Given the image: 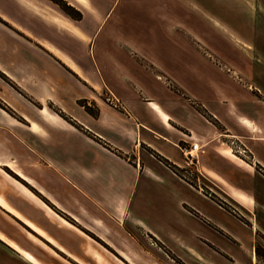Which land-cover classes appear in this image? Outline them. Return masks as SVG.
<instances>
[{
	"label": "crops",
	"instance_id": "crops-1",
	"mask_svg": "<svg viewBox=\"0 0 264 264\" xmlns=\"http://www.w3.org/2000/svg\"><path fill=\"white\" fill-rule=\"evenodd\" d=\"M64 1L79 20L51 0H0V143L17 150L0 164V254L21 264H258L264 92L230 81L196 92L180 78L173 86L159 60L98 58L115 6L139 0ZM179 4L199 15L194 0ZM192 143L198 182L181 151Z\"/></svg>",
	"mask_w": 264,
	"mask_h": 264
},
{
	"label": "rangeland",
	"instance_id": "rangeland-1",
	"mask_svg": "<svg viewBox=\"0 0 264 264\" xmlns=\"http://www.w3.org/2000/svg\"><path fill=\"white\" fill-rule=\"evenodd\" d=\"M195 5L199 6L195 13L200 16H193L189 11L188 14L179 0L121 2L112 11L111 21L99 31L100 37L93 46L95 53L99 58L102 50L108 53L121 51L134 60L141 57L159 60L164 64L169 79L180 78L185 89L196 92H205L213 86L224 88L230 81L237 87H257L263 93L264 0H194L193 6L189 7L193 9ZM185 13L186 16L183 15ZM117 19L121 20L120 24L114 26ZM176 80H170L173 86H176ZM83 104L87 105V102ZM15 145L1 141L0 164L17 152ZM174 153L181 157L178 150ZM235 154L250 161L247 153ZM3 169L19 180L11 170ZM187 169L186 177L198 182L195 170ZM162 192L160 189L156 191L158 203ZM260 197L264 202V197ZM220 215L224 217L222 213ZM256 216L259 233L255 232V257L258 264H264L263 211L257 209ZM245 237L249 244L250 236L246 234ZM219 241L221 247L231 249L224 238ZM0 264L21 263L0 254Z\"/></svg>",
	"mask_w": 264,
	"mask_h": 264
},
{
	"label": "built area",
	"instance_id": "built-area-1",
	"mask_svg": "<svg viewBox=\"0 0 264 264\" xmlns=\"http://www.w3.org/2000/svg\"><path fill=\"white\" fill-rule=\"evenodd\" d=\"M230 145L237 154L242 155L243 153H247V151L242 147V145L236 143L235 141H231ZM199 149H200L199 145L195 143L181 147L182 155L187 167L191 169H196L198 163Z\"/></svg>",
	"mask_w": 264,
	"mask_h": 264
},
{
	"label": "trees",
	"instance_id": "trees-1",
	"mask_svg": "<svg viewBox=\"0 0 264 264\" xmlns=\"http://www.w3.org/2000/svg\"><path fill=\"white\" fill-rule=\"evenodd\" d=\"M54 3H56L66 14H68L69 16H71L72 18H74V19H77V20H79V18H81V15H80V13H78V12H76L75 11V9L73 8V7H71L70 5H68V3L66 2V1H64V0H52ZM0 106H2L1 104H0ZM83 106L85 107V109L88 111V112H93L92 110H91V108L88 106V105H84L83 104ZM2 107H4V106H2ZM5 108V107H4ZM58 113H60V114H62V116L64 117V118H66L68 121H70L71 123H74V122H72V120H70L69 118H67L66 116H64V114L62 113V112H60V111H57ZM74 125H76L75 123H74ZM79 129H81V130H84L82 127H80V126H78V125H76ZM88 133V132H87ZM89 134V133H88ZM90 135V134H89Z\"/></svg>",
	"mask_w": 264,
	"mask_h": 264
}]
</instances>
